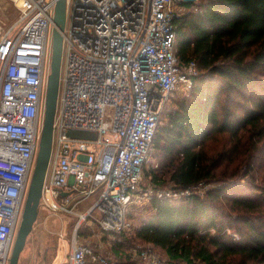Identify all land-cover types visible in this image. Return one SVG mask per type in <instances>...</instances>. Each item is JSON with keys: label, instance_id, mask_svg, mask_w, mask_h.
I'll return each instance as SVG.
<instances>
[{"label": "built area", "instance_id": "built-area-1", "mask_svg": "<svg viewBox=\"0 0 264 264\" xmlns=\"http://www.w3.org/2000/svg\"><path fill=\"white\" fill-rule=\"evenodd\" d=\"M13 1L19 14L0 35V264H9L39 151L58 0ZM183 1L66 0L65 58L40 199L53 215L89 217L103 235L134 230L132 208L155 194L142 183L165 104L198 73L196 61L183 64L176 54ZM205 188L156 193L176 198ZM58 234L65 239L63 227ZM80 238L75 229L64 262L115 264ZM135 251L147 264H175L151 247Z\"/></svg>", "mask_w": 264, "mask_h": 264}, {"label": "trees", "instance_id": "trees-1", "mask_svg": "<svg viewBox=\"0 0 264 264\" xmlns=\"http://www.w3.org/2000/svg\"><path fill=\"white\" fill-rule=\"evenodd\" d=\"M182 5L176 54L196 61L198 73L153 137L150 212L132 232L114 235L112 258L147 264L130 248L139 241L175 264H264V0ZM200 184L203 194L156 193Z\"/></svg>", "mask_w": 264, "mask_h": 264}, {"label": "rangeland", "instance_id": "rangeland-1", "mask_svg": "<svg viewBox=\"0 0 264 264\" xmlns=\"http://www.w3.org/2000/svg\"><path fill=\"white\" fill-rule=\"evenodd\" d=\"M179 8L184 10V6ZM18 14L19 10L15 6V2L13 0H0V35L6 31L8 26L17 18ZM64 58L65 53L63 51L61 66H63ZM187 92L188 89L186 86L180 83L175 92H173L170 96L169 101L166 102L161 119H163L167 110L173 108L175 100L185 95ZM152 154L153 150H151V158L148 161V165L145 169L142 186L155 189L153 185L154 183L151 181V176L147 174L150 165L156 164V159ZM96 198L97 194L91 196L89 199L84 200L83 204H81L82 207L80 206L78 208L79 211L85 212L86 207L90 206L91 203L93 204ZM144 204L134 206L132 208L131 216L134 219L135 228L139 226L141 219L146 217L148 212H150V209L147 208L149 202H147L145 205ZM144 207H146L144 209L146 211L143 210ZM79 222L80 225L77 227ZM61 227L64 228V234L66 236L65 239L61 238L58 234ZM75 229H77L79 232L81 236L80 239L87 241L94 247L96 245L98 250H100L102 253L105 255H110L111 257L114 256L116 259V246L114 243L116 237L106 234L105 238L103 239V234L99 232L98 226L94 224L91 218L87 217L85 220H81V218L78 216L75 217L68 214L58 217L52 214L51 209L43 204H40L37 221L34 224L32 232L28 235L26 245L20 255L19 264H68L67 262H64L63 257L70 250ZM133 243V247L130 248L140 249L151 247V250L154 251L160 258H169L164 250L153 243H143L139 241H134ZM57 248L59 250L57 255H55ZM133 255L135 258L138 257L135 253ZM179 264L186 263L184 261H180Z\"/></svg>", "mask_w": 264, "mask_h": 264}, {"label": "water", "instance_id": "water-1", "mask_svg": "<svg viewBox=\"0 0 264 264\" xmlns=\"http://www.w3.org/2000/svg\"><path fill=\"white\" fill-rule=\"evenodd\" d=\"M65 21L66 0H58L54 16L56 26L53 29L52 37L51 73L48 78L45 97L44 121L40 146L29 189L26 195L22 220L16 233L9 264H19L21 252L26 245L28 235L32 232L39 215L40 199L52 150L54 119L60 89V75L63 55V36L61 30L64 29ZM69 134L77 137H95V132L86 130H70Z\"/></svg>", "mask_w": 264, "mask_h": 264}, {"label": "crops", "instance_id": "crops-1", "mask_svg": "<svg viewBox=\"0 0 264 264\" xmlns=\"http://www.w3.org/2000/svg\"><path fill=\"white\" fill-rule=\"evenodd\" d=\"M81 204H83V202H82ZM80 206H81V205H80ZM80 206H79V207H80ZM91 206H92V203H91L90 206L86 207V211H87V210L89 209V207H91ZM79 207H78V208H79ZM81 207H82V206H81ZM78 210H79V209H78ZM95 246H96V245H95ZM58 250H59V249L57 248V251H56L55 255H57ZM66 254H67V253H66ZM66 254H65L64 257H63V260L65 259ZM45 260H46V259H45Z\"/></svg>", "mask_w": 264, "mask_h": 264}]
</instances>
